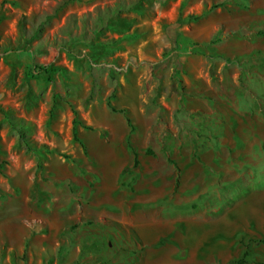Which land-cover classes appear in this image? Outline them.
I'll return each mask as SVG.
<instances>
[{
    "label": "rangeland",
    "instance_id": "374dc122",
    "mask_svg": "<svg viewBox=\"0 0 264 264\" xmlns=\"http://www.w3.org/2000/svg\"><path fill=\"white\" fill-rule=\"evenodd\" d=\"M192 3V0H0V107L10 117L5 119L0 113L3 151L0 155V264H62V259L67 264L75 263L76 249L64 247V243L67 234L76 228L78 218H64L62 209L55 211L50 202L53 195H76L83 189L78 187V172V177L86 174L90 177L84 189L91 190L97 177L80 166L81 162L94 159V149H101V144L115 148L129 129L134 134L131 143L137 150L159 157L157 142H163L165 126L169 128L176 120L165 123L157 117L148 122L140 115L145 101L152 91L156 95L159 85L156 73L149 75L143 66L164 62L169 45L160 27L176 13L182 17L196 14ZM88 55L91 62L87 60ZM253 59L257 63L255 72L246 71L240 65L237 77L238 93L250 97L238 98L235 104L222 100L225 103L221 106L231 114L228 122L231 145L221 143L227 136L221 133L224 127H219L218 133L206 128L208 123L224 125L215 117H200V122H194L192 129L179 138L183 144L184 139L194 136L197 154L210 151L220 156L225 149L231 172L241 177L250 173L238 182L209 188L192 208L197 212L196 207L209 204L212 210L220 211L227 206L231 212L230 224L244 221L245 226L240 230L221 228L209 237L215 246L239 242L242 255L232 260L240 259L247 248L252 252L264 246L261 243L264 241V143L255 146L253 153L244 152L254 139L247 129L251 115L264 124V72L261 71L264 57L254 55ZM37 68L58 72L50 79L43 73L38 74ZM215 72L210 71L211 78ZM161 79L163 88L165 78ZM108 102L118 108L133 107L141 124L132 117L131 131L123 114L112 112ZM73 111L85 126L92 128L79 127L78 141L72 135ZM94 124L100 125L106 134L99 137ZM147 125L151 128L150 137ZM21 134L31 143L33 152L27 150ZM85 135L95 140L89 143ZM40 146L47 147L49 152L44 153ZM254 160L258 164L250 163ZM114 161L117 163V159ZM203 174L208 179L215 177L210 169H205ZM78 200L81 205L86 204L83 194ZM260 205L262 214L257 210ZM142 207L158 210L165 217L189 209L177 207L170 199ZM194 222L200 227L197 230H206L212 223ZM63 227L64 232H60ZM175 228L173 233H167L143 250L133 246L134 241L121 242V247L115 250L116 261L110 264H134L137 254L149 249L153 256L139 264H229L232 261L212 262L211 243L203 247L194 245L201 243L198 240L201 231L190 232L188 236L183 232L184 227ZM177 236L185 239L182 245L175 241ZM162 249L165 256L158 259L154 253ZM190 251L195 255L188 256ZM236 251L233 247L232 252ZM123 253L129 255L130 262L121 256ZM256 258L252 254L246 264H255ZM92 264L105 263L96 260Z\"/></svg>",
    "mask_w": 264,
    "mask_h": 264
},
{
    "label": "crops",
    "instance_id": "0c3cea01",
    "mask_svg": "<svg viewBox=\"0 0 264 264\" xmlns=\"http://www.w3.org/2000/svg\"><path fill=\"white\" fill-rule=\"evenodd\" d=\"M192 1L200 19L177 25L179 13H176L174 18L163 22L160 29L168 40L169 54L164 62L156 66L153 64L143 66V70L149 72V75L156 73L159 85L156 95L152 91L151 96L145 101L146 105L140 115L148 122H152L157 117L165 120V123L176 120L169 125V128L168 125L165 126L166 135L163 142H157L159 157L153 158L146 154V150H137L131 143L134 134H130L128 129L120 139L121 144H117L115 148L101 144V149H94V159L81 162L80 167L86 173L97 177V183L91 185L89 192L84 188L91 181L90 177L87 174L78 177V172L76 175L78 187L83 188L78 189V194L63 193L61 197L52 196L50 202L52 209L55 211L62 209L65 213L64 218L70 220L74 217L78 218L76 228L70 235L67 234L68 238L64 243V247L76 249L75 263L80 261L84 264H92L96 260L105 264L113 263L116 261L115 250L121 247L119 246L121 242L126 244L129 243L128 241H134L133 246L143 250L164 238L167 233H173L175 226H180L182 229L184 227L183 232L188 236L190 232L201 231L202 234L198 239L201 243L194 245L203 247L211 243L212 262H229L242 255L243 250L239 242L234 245L225 243L215 246L216 244H213L209 237L211 233H216L221 228L240 230L245 226L244 221L242 224H230L231 212L227 206L222 207L220 211L212 210L209 204L196 207L199 209L197 212H193L192 208L209 188L224 187L226 184L238 182L250 173L241 177L231 172L226 164L225 149L220 156H215L210 151H200L197 154L193 147L194 136L188 140L184 139L183 144L179 142V138L183 132L190 131L193 123L198 122L200 117H215L218 119L217 122L221 120L224 125L210 126L211 123H208L206 128L218 133L219 127H224L225 130L220 132L227 136L221 139V143L225 146L231 145L228 138L231 130V125L228 124L231 114L221 104L225 103L222 100L235 104L238 98L245 100L250 97L238 93V66L241 65L246 71L255 72L254 67L257 63L252 57L254 55L264 57V0ZM213 6L216 7L212 8ZM188 15L190 14L186 16ZM214 70H217V73ZM210 71L212 74L216 73L212 78ZM261 71L264 72V66ZM162 77L165 78L163 88L160 85ZM214 77L219 79L213 80ZM111 105L119 111L126 110L130 119L134 117L137 123L141 124L133 107L118 108L112 103ZM123 117L125 119L124 114ZM94 126L99 130L97 131L99 137L106 134L100 125L94 124ZM149 126H145L148 137L151 136ZM247 129L254 136L244 150L249 154L253 153L255 146L259 147L264 143V124L259 118L251 115ZM129 134L130 139L127 137ZM85 136L89 143L95 140L94 138L92 140L90 135ZM127 140H130L131 146L137 153L139 163L137 168L133 167L134 152L130 149ZM114 159H117V163ZM255 160L250 163L258 164ZM112 167L116 169L113 170ZM205 169L212 170L215 177L206 178L203 174ZM123 186L126 188L123 189ZM82 194L86 200L84 205L78 200L79 195ZM160 199H170L177 207L191 210L165 217L158 210H146L142 207ZM261 205L257 210L262 214ZM196 220L212 223L206 230H197L200 227L195 224ZM64 230L63 227L60 232ZM192 235L194 237L195 234ZM183 239L177 236L175 241L182 245ZM232 246L237 248L236 252H232ZM164 252L163 249L155 251L154 255L162 259L165 256ZM174 253H177L176 249ZM252 254L258 256L255 264L264 263L263 245L256 247L250 256ZM71 255L73 258L75 251ZM193 255L195 253L190 251L188 256ZM121 256L131 261L127 253ZM151 256L153 251L145 250L141 255L137 254L134 264H139ZM62 261V264H67L63 259Z\"/></svg>",
    "mask_w": 264,
    "mask_h": 264
},
{
    "label": "trees",
    "instance_id": "16d2710c",
    "mask_svg": "<svg viewBox=\"0 0 264 264\" xmlns=\"http://www.w3.org/2000/svg\"><path fill=\"white\" fill-rule=\"evenodd\" d=\"M216 6H213L212 8H215ZM200 19V16L197 15V14H190L188 16H186L184 19L182 18L181 14L179 15L178 19H177V22L176 24L177 25H181V24H188V23H191V22H195L197 20ZM12 52H16V51H12ZM87 60L89 62H91V57L88 55L87 56ZM37 73H43L45 75H47L48 78H52V75L57 73L58 71L57 70H53V71H48L47 69H44V68H37L36 69ZM108 107L113 111V112H120V113H123L124 116H125V121L128 125L129 128H131V131H133V125H132V121L130 119V117L128 116L127 114V111L126 110H117L115 109L110 102H108ZM0 113L3 115V117L5 119H8L10 120V117L8 116L7 113H5V111H3L0 107ZM73 114H74V119L72 121V135H73V139L75 141H78V129L79 127L85 129V130H91L92 128L90 126H85L83 124V122L78 118V114L76 111H73ZM15 128V127H13ZM22 141L24 142L26 148L28 151H31L33 152L34 149L32 148V145L31 143H29V141L26 139V137H24V135L21 134V137ZM129 147L130 149H132V151L134 152V165L133 167L134 168H137L138 167V159H137V153L135 152V149H133V147L131 146L130 142H129ZM41 149L44 150V153H48L49 152V149L45 146H40ZM3 154V151L1 149V146H0V155ZM41 167V165L39 166V168ZM2 169V165H0V170ZM2 174V172H1ZM74 229V228H73ZM72 229V230H73ZM261 243L264 244V241H261ZM250 253L251 251H249V249L247 248L244 253H243V256L240 258V259H237V260H232L231 262H229V264H246V259L250 256ZM75 264H79V262L75 263Z\"/></svg>",
    "mask_w": 264,
    "mask_h": 264
}]
</instances>
